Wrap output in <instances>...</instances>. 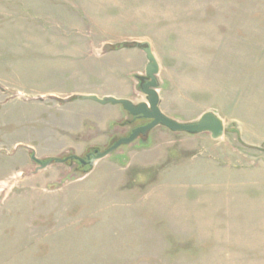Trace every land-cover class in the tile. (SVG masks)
I'll return each mask as SVG.
<instances>
[{
  "label": "rangeland",
  "instance_id": "374dc122",
  "mask_svg": "<svg viewBox=\"0 0 264 264\" xmlns=\"http://www.w3.org/2000/svg\"><path fill=\"white\" fill-rule=\"evenodd\" d=\"M140 42L163 114L215 111L223 139L157 127L77 174L39 170L129 132L49 92L126 73ZM0 264H264V0H0Z\"/></svg>",
  "mask_w": 264,
  "mask_h": 264
},
{
  "label": "water",
  "instance_id": "95a60500",
  "mask_svg": "<svg viewBox=\"0 0 264 264\" xmlns=\"http://www.w3.org/2000/svg\"><path fill=\"white\" fill-rule=\"evenodd\" d=\"M136 47L141 48L145 55L147 65L145 67V76L149 82L144 86L143 94L146 96V103L134 105L130 100L116 99L112 97L98 98L96 96L76 95L73 98L82 101H92L101 106L112 105L120 106L121 109L131 117H139L150 122L140 128L132 131L129 137L122 138L116 141L111 147L101 153L95 151L93 154L87 156L86 165L92 168L96 162L101 161L113 153L120 147L128 146L133 143L141 134L143 137L157 127H163L172 133H181L188 136H198L208 134L213 141H220L224 137L225 125L224 121L219 117L215 111H208L199 116L195 121L189 123H182L166 117L159 108V97L156 92L158 89V74L159 64L152 51L151 45L148 42L135 43ZM68 102V100H65ZM31 159L39 166V170L49 167L52 163H65L69 158L64 159H49L47 161H40L31 156ZM70 159L79 160L84 163L78 156H73Z\"/></svg>",
  "mask_w": 264,
  "mask_h": 264
},
{
  "label": "crops",
  "instance_id": "0c3cea01",
  "mask_svg": "<svg viewBox=\"0 0 264 264\" xmlns=\"http://www.w3.org/2000/svg\"><path fill=\"white\" fill-rule=\"evenodd\" d=\"M95 48H93V50L91 51L92 55L93 51ZM128 53V51H119V52H115V53H111L109 56H117V55H127L125 53ZM137 59H138V63H140V66L142 65V67H144L146 64H142L141 60L145 61V55L144 53H142L141 51L137 50L135 51ZM117 53V54H116ZM107 56H103L102 58H107L109 57ZM95 58L97 59H102L100 57H96L94 55ZM123 65L125 67H122V70L126 71H111L108 75H106L104 77L105 80V84L104 85H92L91 83L87 82L84 84H78L74 87V89L70 90L69 93L66 92H60V93H56L53 91L49 92V95H59V96H76V95H86V96H96L98 98H105V97H112V98H116V99H126V100H134L135 96H136V91H135V81L132 80V78H130L131 74H134V71H138L137 73L139 74V64L136 62H132L130 60V55L126 56L125 59H123ZM122 66V65H121ZM117 67V65L115 66ZM138 67V69H137ZM133 71V72H132ZM135 71V72H136ZM141 75V74H140ZM82 101V100H81ZM84 102V101H82ZM85 102H90V101H85ZM92 102V101H91ZM92 103H83L82 105L78 106L79 110L82 113H93V112H97L99 110H111V111H117L119 113H123V110L118 107V106H112V105H106V106H100L97 103L93 102ZM97 104V105H96ZM218 114V113H217ZM225 125V124H224ZM207 136H209L207 134ZM193 137V136H191ZM197 137V136H194Z\"/></svg>",
  "mask_w": 264,
  "mask_h": 264
},
{
  "label": "flooded vegetation",
  "instance_id": "af4514ba",
  "mask_svg": "<svg viewBox=\"0 0 264 264\" xmlns=\"http://www.w3.org/2000/svg\"><path fill=\"white\" fill-rule=\"evenodd\" d=\"M147 65V64H146ZM145 65V67H146ZM145 67H144V73H145ZM149 82V80L146 78V76L144 77H138V79H136L135 81V89H139V92L141 93V95L143 96V100L139 101V102H136V96L134 98V100H130L134 105H138L140 103H146V96L143 94V89H144V86ZM158 82V81H157ZM158 87H159V82H158ZM159 89V88H158ZM157 89V90H158ZM156 90L157 94H158V97H159V108H160V94L158 93V91ZM160 111L163 113V111L160 109ZM124 114H127V112L123 111ZM129 117V118H128ZM125 122H126V125L129 127V132L125 135V136H122V137H118L115 141L111 142L109 146H107L104 150L108 149L109 147H111L116 141L122 139V138H126V137H129L130 134L132 133L133 130L137 129V128H140V127H143L145 125H147L150 121L149 120H144V119H141L139 117H131L127 114L126 116V119H125ZM167 130V129H166ZM181 133H172L171 132V135H175V136H186V135H180ZM146 137V136H145ZM145 137H143L141 134L136 138V140L129 144V145H133L135 144L136 142H140V141H143L144 139H146ZM128 145V146H129ZM121 148V147H120ZM120 148L116 151L118 152L120 150ZM104 150L102 151H98V150H95L97 151L98 153H101L103 152ZM95 151L91 152V153H87L86 155H84L83 157L81 156H78L80 158V160H82L84 163H81L79 160H73V159H70L71 157L73 156H68L66 158H69L66 162H73L76 164L77 166V171H76V174L78 172H82L83 170H85L86 168H90L88 167L85 163L87 161V156L90 155V154H93ZM115 152V153H116ZM65 162V163H66ZM99 162V161H98Z\"/></svg>",
  "mask_w": 264,
  "mask_h": 264
}]
</instances>
